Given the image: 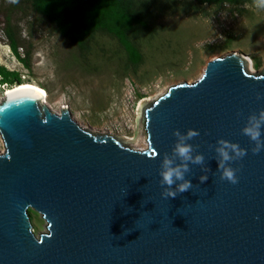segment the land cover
<instances>
[{"label":"water","instance_id":"obj_1","mask_svg":"<svg viewBox=\"0 0 264 264\" xmlns=\"http://www.w3.org/2000/svg\"><path fill=\"white\" fill-rule=\"evenodd\" d=\"M259 109L264 69L252 71L236 52L212 58L197 79L144 107V149L81 128L67 108L52 112L32 90L5 96L0 264H264V150L253 154L241 133ZM188 128L199 131L189 143L205 162L189 165L192 189L165 199L161 158L173 130ZM221 138L247 150L231 165L236 184L220 180ZM29 208L46 222L38 237Z\"/></svg>","mask_w":264,"mask_h":264},{"label":"rangeland","instance_id":"obj_2","mask_svg":"<svg viewBox=\"0 0 264 264\" xmlns=\"http://www.w3.org/2000/svg\"><path fill=\"white\" fill-rule=\"evenodd\" d=\"M150 12L160 29L140 37L142 62L131 68L115 39L95 34L87 49H79L25 0H0V67L21 83L41 87L46 99L40 104L52 112L65 107L81 128L114 136L133 149L145 148L144 107L168 87L197 79L212 58L236 52L251 61L252 71L264 69V7L256 0L239 7L156 0ZM8 25L27 67L11 52ZM15 83L0 82V101ZM27 215L36 237L46 232L40 214L29 208Z\"/></svg>","mask_w":264,"mask_h":264},{"label":"trees","instance_id":"obj_3","mask_svg":"<svg viewBox=\"0 0 264 264\" xmlns=\"http://www.w3.org/2000/svg\"><path fill=\"white\" fill-rule=\"evenodd\" d=\"M17 1V0H15ZM31 10L47 19L57 33L79 49H87L95 34L115 39L125 53L126 63L136 68L142 62L138 40L159 31L150 12L156 0H25ZM197 5H229L239 7L250 0H193ZM12 54L24 65L27 58H20L15 33L4 29ZM253 67L259 64L253 60ZM10 77H12L10 79ZM1 84H20L17 74L0 67Z\"/></svg>","mask_w":264,"mask_h":264},{"label":"clouds","instance_id":"obj_4","mask_svg":"<svg viewBox=\"0 0 264 264\" xmlns=\"http://www.w3.org/2000/svg\"><path fill=\"white\" fill-rule=\"evenodd\" d=\"M256 2L258 6L264 7V0H256ZM257 99H261L259 93ZM238 115L240 114L238 113ZM262 129H264V109H259L246 117V122L241 128V133L253 142L254 146L251 148L253 154H258L264 150V139H262L264 132H262ZM172 135L175 140L171 152L162 156L158 172L159 184L162 188L161 196L165 199L175 198L179 193L192 189L193 184L185 178L186 174L191 171L189 165L202 166L205 162L204 154L197 151L199 145L189 143V141L200 135L198 130L188 128L186 131L181 132L179 129H174ZM214 151L219 157L217 170L220 173V180L231 184L238 183L237 172L239 169L231 165L233 162L245 157L247 150L240 147L238 143L221 138L217 139ZM177 159L180 163L175 162ZM207 179L206 175L199 177L201 183Z\"/></svg>","mask_w":264,"mask_h":264},{"label":"bare ground","instance_id":"obj_5","mask_svg":"<svg viewBox=\"0 0 264 264\" xmlns=\"http://www.w3.org/2000/svg\"><path fill=\"white\" fill-rule=\"evenodd\" d=\"M248 62L251 65V61L249 59H248ZM22 90L23 91L32 90V91L36 92L40 96V101L42 103L46 99V93L41 87H39V86H37L35 84H32V83H20V84L14 85L12 87H6L4 89L5 92L3 93L2 100L5 98V96H7V95H9V94H11L13 92L22 91Z\"/></svg>","mask_w":264,"mask_h":264}]
</instances>
